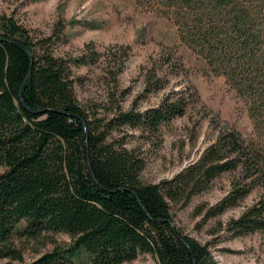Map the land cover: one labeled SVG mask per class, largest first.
<instances>
[{
	"label": "trees",
	"instance_id": "1",
	"mask_svg": "<svg viewBox=\"0 0 264 264\" xmlns=\"http://www.w3.org/2000/svg\"><path fill=\"white\" fill-rule=\"evenodd\" d=\"M165 3L177 11L179 40L244 102L250 137L223 131L173 179L145 184L143 162L107 143L106 131L182 117L184 93L152 113L118 108L101 126L102 119L77 104L69 62L53 55L52 39H37L0 15V259L78 264L84 252L89 264H123L149 253L156 264H216L174 225L167 198L186 203L200 184L240 171L241 181L207 209L213 217L256 184L264 189V0ZM159 72L157 89L164 86ZM150 84L146 77L145 90ZM229 226L234 236L264 231V195ZM49 234L67 235L70 244L24 262L19 246Z\"/></svg>",
	"mask_w": 264,
	"mask_h": 264
},
{
	"label": "rangeland",
	"instance_id": "2",
	"mask_svg": "<svg viewBox=\"0 0 264 264\" xmlns=\"http://www.w3.org/2000/svg\"><path fill=\"white\" fill-rule=\"evenodd\" d=\"M176 12L165 0H0V15L12 17L37 39H52L53 55L69 62L77 104L102 119L101 126L118 108L152 113L166 98L184 93L182 117L155 127L143 123L106 131L107 143L126 148L143 162L141 182L161 186L195 162L219 133L233 131L248 139L252 130L244 102L223 77L207 73L179 40ZM167 60L176 66L168 68ZM160 69L164 86L157 89L154 74ZM146 77L151 78L148 90ZM241 178L240 171L221 174L200 184L186 203L182 197L167 198L174 225L204 246L216 264H264V231L234 236L229 226L264 195L262 185L207 217V209L218 205ZM68 244L67 235L49 234L19 247L23 261L29 262ZM77 259L89 264L84 252ZM0 264L20 263L0 259ZM123 264H156V259L143 253Z\"/></svg>",
	"mask_w": 264,
	"mask_h": 264
}]
</instances>
